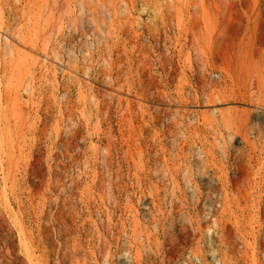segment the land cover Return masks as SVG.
Wrapping results in <instances>:
<instances>
[{"label": "rangeland", "instance_id": "374dc122", "mask_svg": "<svg viewBox=\"0 0 264 264\" xmlns=\"http://www.w3.org/2000/svg\"><path fill=\"white\" fill-rule=\"evenodd\" d=\"M216 253L264 264V0H0V264Z\"/></svg>", "mask_w": 264, "mask_h": 264}, {"label": "built area", "instance_id": "2783aa9c", "mask_svg": "<svg viewBox=\"0 0 264 264\" xmlns=\"http://www.w3.org/2000/svg\"><path fill=\"white\" fill-rule=\"evenodd\" d=\"M214 234H215V232H214ZM234 246L237 249H242V248H244V243L239 238H237V240L234 242ZM193 259L195 262H199V258L197 256H195ZM208 262L210 264H221V255L219 253L211 254L209 256Z\"/></svg>", "mask_w": 264, "mask_h": 264}]
</instances>
